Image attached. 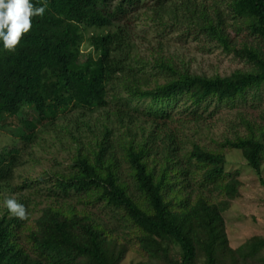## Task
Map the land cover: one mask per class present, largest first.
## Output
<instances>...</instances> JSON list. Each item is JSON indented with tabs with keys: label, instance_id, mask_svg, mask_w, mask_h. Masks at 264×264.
I'll return each mask as SVG.
<instances>
[{
	"label": "trees",
	"instance_id": "1",
	"mask_svg": "<svg viewBox=\"0 0 264 264\" xmlns=\"http://www.w3.org/2000/svg\"><path fill=\"white\" fill-rule=\"evenodd\" d=\"M143 1L47 0L14 51L0 45V121L23 107L47 121L76 108L104 111L115 124L94 121V139L78 141L66 170L24 184L46 202L37 215L29 196L17 199L26 218L0 211V264H121L130 250L140 256L136 264H264L263 237L233 248L226 235L223 214L239 197V171L225 168L222 149L184 132L213 115V104L258 96L264 0H152L155 19L179 16L197 38L250 64L211 77L160 56L138 59L128 18ZM85 41L92 52L84 57ZM19 128L29 143L34 124L22 120ZM260 130L220 145L241 151L258 175ZM19 152H0V185L11 180Z\"/></svg>",
	"mask_w": 264,
	"mask_h": 264
},
{
	"label": "rangeland",
	"instance_id": "2",
	"mask_svg": "<svg viewBox=\"0 0 264 264\" xmlns=\"http://www.w3.org/2000/svg\"><path fill=\"white\" fill-rule=\"evenodd\" d=\"M140 6L128 18L130 37L135 44L133 52L138 55L139 60H153V57L160 56L174 62L180 71L207 77L226 76L235 70L250 68V64L244 59L235 57L215 43L207 44L202 38H197L193 31L186 29L184 19L179 16L164 14L160 21L155 19L152 0H144ZM233 34L231 33L232 36ZM236 39L239 42L242 37L238 36ZM81 50L85 57L92 52V47L85 41ZM155 76L160 83L164 82L162 74ZM210 110H215V113L200 123L187 124L184 132L187 137L203 146L222 149L227 162L225 168L239 171V197L232 201L230 208L223 214L229 245L236 248L252 236L264 238V163L261 174L258 175L248 166L241 151L220 145L225 140L245 136L250 130L261 136L260 129L264 127V85L256 97L248 95L246 101H238L233 107L222 105L215 109L213 104ZM22 120L34 124V137L27 144L19 137ZM94 121L111 127L115 125L112 119L105 116L104 111L76 108H69L56 119L47 121L36 115L30 107H23L14 117L6 116L1 120L0 152L13 147L19 148L20 152L16 156L11 180L0 185V211L5 209L3 201L6 198L29 196L34 215H37L39 208L46 202L37 197L32 189L24 188V184L45 177L46 174L52 176L66 170L78 151V141L86 144L94 139L97 132ZM138 123L144 125L142 120ZM17 187L22 188L18 191ZM139 260L138 253L130 250L121 264H136Z\"/></svg>",
	"mask_w": 264,
	"mask_h": 264
},
{
	"label": "clouds",
	"instance_id": "3",
	"mask_svg": "<svg viewBox=\"0 0 264 264\" xmlns=\"http://www.w3.org/2000/svg\"><path fill=\"white\" fill-rule=\"evenodd\" d=\"M47 7V0H41L36 7L31 0H0V45L7 51H14L22 35L32 27L33 16L42 17ZM4 207L14 217L26 218L25 206L15 198H6Z\"/></svg>",
	"mask_w": 264,
	"mask_h": 264
}]
</instances>
